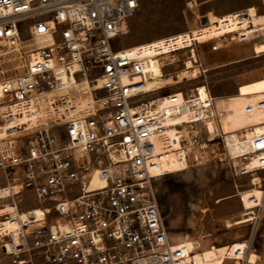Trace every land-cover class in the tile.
Wrapping results in <instances>:
<instances>
[{"label": "built area", "instance_id": "obj_1", "mask_svg": "<svg viewBox=\"0 0 264 264\" xmlns=\"http://www.w3.org/2000/svg\"><path fill=\"white\" fill-rule=\"evenodd\" d=\"M261 2L255 13L264 15ZM139 6L0 0V190H10L0 207L11 208L0 215V250L11 264H200L201 249L186 252L171 238L156 182L189 169L201 127L216 118L215 98L205 84L206 98L200 85L149 91L143 52L190 59L207 41L217 51L221 42L264 38V22L254 23L246 8L235 13V28L209 38L207 20L142 47L119 46ZM192 60L198 78L205 69ZM225 146L242 174L235 159L257 156L264 171V133L237 156ZM258 184L262 197L250 198L247 222L264 214V178Z\"/></svg>", "mask_w": 264, "mask_h": 264}, {"label": "rangeland", "instance_id": "obj_2", "mask_svg": "<svg viewBox=\"0 0 264 264\" xmlns=\"http://www.w3.org/2000/svg\"><path fill=\"white\" fill-rule=\"evenodd\" d=\"M248 6L262 11L261 0H140L138 11L127 22L128 32L116 44L130 47L185 32L200 27L210 13L221 15ZM257 43L264 44V38L221 42L223 47L217 51L211 50L213 41L199 44L192 54L206 71L198 78L185 70L187 53L160 57L159 71L171 78L170 85L155 93L205 84L215 98V139L208 141L209 134L201 127L203 140L191 150L189 169L163 176L156 186L164 220L177 246L192 251L249 241V249L257 254L255 263L241 260L238 264H264V214L253 223H235L245 218L239 193L255 187L252 174L263 181L264 171L242 174L236 170L227 159L223 135L264 122V53L254 51ZM26 206L27 202L22 208ZM0 264H11L1 250ZM224 264L237 263L226 259Z\"/></svg>", "mask_w": 264, "mask_h": 264}, {"label": "bare ground", "instance_id": "obj_3", "mask_svg": "<svg viewBox=\"0 0 264 264\" xmlns=\"http://www.w3.org/2000/svg\"><path fill=\"white\" fill-rule=\"evenodd\" d=\"M250 15H252V19L254 23H263L264 22V15L263 14H256L255 13V7L248 6ZM240 11V10H239ZM239 11L234 12H227L225 14L216 15L210 13L208 15V18L203 21L208 20L210 24L203 25L205 28H203L204 38H209L212 35H218L219 33H222L224 31H227L228 29L235 28V25H233L236 20L234 18L235 13ZM216 29H219L216 31ZM145 42L135 44L130 47H142ZM254 51L256 53H264V44L263 43H257L254 46ZM143 55L147 58V64H146V83H147V89L149 91L158 90L167 87L170 80V75H165L159 71L160 69V62L159 59L161 56L158 55L157 52L154 51H144ZM192 58H194V55L192 54V57L190 59H186V65L187 68L194 67L193 71V77H196V74L198 73V67L194 65ZM164 65V64H163ZM206 71V70H204ZM189 75H192L189 71H187ZM135 79H140V77H135ZM200 85V84H199ZM199 93L203 98H206V93L208 88L204 85H200ZM175 92L181 93V90H175ZM164 106V105H161ZM165 107V106H164ZM205 129L209 134V139L214 140L216 135V124L214 121L210 120L205 124ZM264 133V122L256 123L251 126H247L242 130H233L230 132H226L223 135L224 142L226 143L228 149L232 154H235L237 156L240 154V152L244 151L246 147L248 146V141L250 138L260 135ZM235 165L240 166L246 173L254 172L257 170H260V161L258 160L257 156L251 157L247 162H241L240 160L235 159ZM162 166L164 168L170 169V171L173 172V169L175 168V165L172 162H169L168 160L164 159L162 161ZM171 172V173H172ZM253 175L252 184L255 185V187L247 189L245 191H242L239 193L241 202L243 204V207L245 209H250L253 207V204L251 203V197L256 196L258 199H261L262 192L261 189L257 186V183L260 182V178ZM93 184H99L102 185V183L98 180H94ZM18 187H15L14 190L16 191ZM10 190L9 188L0 190V195H5ZM11 211V208L7 205L6 207H0V215H2L5 212ZM35 211L37 214H41V210L38 208H35ZM248 220L245 218L240 219L239 221H236L235 223H246ZM228 227L231 226V224L227 225ZM186 252H188L186 250ZM257 254L252 252L249 249L248 244L245 241H236L230 244H225L213 248H207L203 249L201 256L199 258L200 264H224L226 259H235L236 263H240L241 260H245L248 263H255Z\"/></svg>", "mask_w": 264, "mask_h": 264}, {"label": "water", "instance_id": "obj_4", "mask_svg": "<svg viewBox=\"0 0 264 264\" xmlns=\"http://www.w3.org/2000/svg\"><path fill=\"white\" fill-rule=\"evenodd\" d=\"M205 20V19H204Z\"/></svg>", "mask_w": 264, "mask_h": 264}]
</instances>
